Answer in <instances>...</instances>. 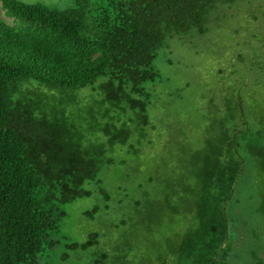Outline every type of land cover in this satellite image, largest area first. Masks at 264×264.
Listing matches in <instances>:
<instances>
[{
    "label": "trees",
    "instance_id": "trees-1",
    "mask_svg": "<svg viewBox=\"0 0 264 264\" xmlns=\"http://www.w3.org/2000/svg\"><path fill=\"white\" fill-rule=\"evenodd\" d=\"M236 1L74 0L63 10L0 0V10L18 21L10 24L0 13V264H37L41 251L59 242L51 236L64 217L62 205L89 195L82 185L110 164L114 145L134 148L136 134L145 136L151 94L144 84L159 79L152 65L157 51L168 38L206 32L209 12ZM87 89L99 90L101 106H82ZM241 104L233 91L198 143L184 144L173 171L185 192L165 196L185 206L155 204L154 213L159 220L166 211L180 227L149 264H229L236 186L247 164L264 175V112L255 111L256 125ZM98 238L91 232L65 245L87 249ZM131 250L115 263L135 264ZM253 257L250 264H264ZM89 264L112 263L102 252Z\"/></svg>",
    "mask_w": 264,
    "mask_h": 264
},
{
    "label": "rangeland",
    "instance_id": "rangeland-1",
    "mask_svg": "<svg viewBox=\"0 0 264 264\" xmlns=\"http://www.w3.org/2000/svg\"><path fill=\"white\" fill-rule=\"evenodd\" d=\"M21 1L63 10L75 5L74 0ZM0 13L10 24L18 22L3 10ZM205 25L206 32L168 38V47L157 51L152 65L159 79L144 84L151 94L145 136L139 138L141 131L136 134L134 148L114 145L110 164L100 166L96 179L83 183L89 195L62 205L64 217L51 236L59 242L45 247L37 264H89L102 252L118 264L119 255L129 247V261L149 264L175 240L172 229L179 226L178 220L168 219L166 211L154 220L155 204L161 209L171 204L185 206L177 199L168 202L165 196L172 190L185 192V185L178 183L179 174L173 171L181 162L178 157L184 144L198 143V136L224 114L233 91L240 93L245 117L258 124L259 115L254 113L264 112V0L218 4ZM85 93L89 98L82 106H101L96 98L102 97L99 90ZM245 168L229 204V264H250L254 253L264 260V175L251 164ZM94 206L99 210L93 217L84 215ZM169 214L174 217L173 211ZM91 232L99 234L96 245L66 247V241L83 242Z\"/></svg>",
    "mask_w": 264,
    "mask_h": 264
}]
</instances>
